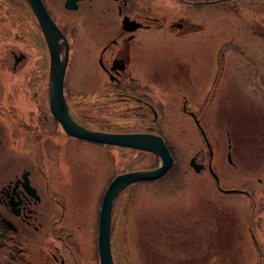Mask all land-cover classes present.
<instances>
[{
  "label": "flooded vegetation",
  "instance_id": "flooded-vegetation-1",
  "mask_svg": "<svg viewBox=\"0 0 264 264\" xmlns=\"http://www.w3.org/2000/svg\"><path fill=\"white\" fill-rule=\"evenodd\" d=\"M63 1L42 0L67 43L61 85L63 99L73 118L83 126L104 132H161L158 117L165 114L162 112L167 106L165 100L160 101L153 95V87L156 88L152 80L156 77L152 71L154 63L144 59L141 41L138 40L140 33L148 34L151 30H158L170 39L161 50L166 58L170 53L177 63L181 53L186 52L187 60L196 65L203 62L202 55L204 60L209 55V61L215 65L208 80L210 87L200 96L201 102L192 106L186 94L180 92L177 107L170 109L172 113L181 112L189 118V123L195 125L189 114L192 112L204 130L209 121L207 112H203L219 103L225 93L219 89L220 66L230 62L233 70L231 90L244 98V102L264 109V74L258 72L254 63L256 59L264 60V0H73L75 6L70 9L63 7ZM211 31H225V38L210 47L207 43L212 38ZM20 33H28L33 45H29L30 49L39 60L35 61L28 74L25 92L19 95L18 105L14 106L13 97L8 96L10 104L7 108L0 107V160L6 163L0 167V172H4L0 179V221L10 232L12 246L18 248L22 257L32 264H91L93 260H88L79 242L80 223H71L68 219L65 190V167L71 163L74 173L77 171L73 167V146L88 140L64 133L49 112L47 49L39 22L27 1L0 0V66L5 68L12 63L11 70L16 69L18 61L25 57L21 46H18L20 52L15 53L14 46L12 49L11 44L8 46L3 41L7 36L15 41L19 36L23 37ZM201 33L204 34L195 41L194 47L179 45L187 37ZM199 43H204V46H197ZM59 44L62 50L63 44ZM152 44L148 45L151 50ZM159 47L160 43L156 49ZM207 48L209 53H206ZM19 53L23 57L14 63ZM141 60L146 63L151 87H148L147 79L138 74ZM205 62L208 64L207 60ZM217 67L219 71L215 72ZM180 68L177 81L184 78ZM65 78L66 82L69 80L68 84ZM75 93H82V96ZM112 115L120 118H109ZM121 119L124 121L115 122ZM225 138L228 145L231 137L227 131ZM92 143L112 146L113 151L117 149L120 155L126 153L122 160L142 157L137 153L141 150L135 148ZM226 149L225 154L228 152L230 156L229 145ZM194 159L202 163L198 172L206 169L202 158L195 154ZM209 161L211 169L213 167L216 172L214 162L211 158ZM115 173L107 175L106 179ZM216 174L219 179V174ZM244 178H240L241 184ZM244 184L236 187L240 190L237 193L248 197L237 234L234 232V239L238 238L237 245L215 249L213 244L219 232L211 231L210 237L205 238L208 240L206 248L193 252L185 250L181 264H264V196H255L258 190L264 192V188L260 191L261 188L248 187V182ZM120 193L114 197L109 215V228L112 224L115 234L124 216L121 209L126 205L112 215L113 204ZM97 214L98 211L95 219ZM212 214L214 217L199 221V224L205 223L209 228L217 226V212ZM111 216L114 219L111 220ZM91 219L93 221V217ZM186 237L188 235H185V240ZM93 243L95 245V239ZM118 252L119 247H115L114 255ZM166 264L169 263L166 261Z\"/></svg>",
  "mask_w": 264,
  "mask_h": 264
},
{
  "label": "rangeland",
  "instance_id": "rangeland-1",
  "mask_svg": "<svg viewBox=\"0 0 264 264\" xmlns=\"http://www.w3.org/2000/svg\"><path fill=\"white\" fill-rule=\"evenodd\" d=\"M160 34L158 30H151L148 34L140 33L138 40L141 41L140 50L143 52L144 59L154 63L152 71L158 80L156 77L152 78L156 84V88L153 87V95L160 101L165 100L167 106L162 112L165 114L160 113L159 115L162 114V116L158 117V127L161 131L158 134L162 136L165 145L172 151L174 158L172 162L176 170L174 169L168 173V176L155 182L128 186L116 198L112 207V215L125 203L126 205L121 209L124 216L118 233H113L112 224L108 230L113 264H118V262H122L121 264H149V262L166 264V261L169 264H181L180 262L184 260L181 257H185V250L193 252L205 249L208 242L205 238L210 237L211 231L215 230L219 233L213 244L214 248L222 250L226 249V246L233 248L237 245L236 239L238 238L236 236L234 239V237L237 234L238 224L239 226L241 224L245 202L248 199L237 192L217 191L206 169L198 173L186 166L188 171L181 170L179 163H186L189 155L197 154L206 162L208 151L204 144H201L203 140L199 138L198 128L192 122H188L189 118L179 111L175 115L170 109L177 107L180 92L186 94L190 105H198L202 100L200 96H203L210 87L208 80L211 79L215 65L209 61V55L206 56L208 64L202 55L203 62H198L196 65H192L187 60L186 52L181 53L177 63L170 53L169 58H166L161 50L166 47L170 39ZM203 34L187 37L179 45L194 47L195 41L200 40ZM210 34L212 38L207 43L210 47L218 40L225 38V31H211ZM24 36H19L15 41L11 36L3 40L6 45L11 44L12 49L14 46L15 53L19 51L18 46H21V52L25 57L15 65L17 70H11L12 63L5 68L0 66V107L7 108L10 104L7 101L8 96L13 97L14 106L18 105L19 95L25 92L28 74L35 61L39 60L30 49L29 45L33 47L32 39L27 34ZM159 43L160 47L156 49ZM151 44L153 50L148 48ZM199 45L203 47L204 43H199L197 46ZM208 50L209 48L206 49V53H209ZM185 60L188 62L182 66ZM11 61L13 62V59ZM254 63L258 72L264 74V60L256 59ZM145 65L144 60H141L138 74L146 78L148 87H151V79ZM179 68L184 72L183 81L176 79ZM220 68L222 74L219 89L225 93L219 103L211 105L207 111L203 112V114L207 112L209 121L204 128V133L212 150L211 161L214 162V169L219 174L217 183L221 186L236 188L248 182V187L252 185L256 190L261 188L260 191H262L264 188L262 187L264 185V112L261 110L264 109L244 102V98L231 90L233 87L232 78H230L233 71L231 62L224 63ZM246 68L251 71L249 67L246 66ZM216 70L219 71V68L217 67L215 72ZM65 83H69V80L66 82V78ZM75 94L82 96V93ZM69 95L71 96V93ZM109 118L117 120L120 117L112 115ZM123 121L121 119L115 122ZM225 131L231 137L228 144L230 156L227 152L230 162L225 154L227 151ZM72 154L75 160L73 167L75 166L77 171L74 173L71 163L68 168L65 167L68 219L71 223L75 221L80 223L77 234L81 248L86 252L85 256L88 260H93L91 264H96L98 256H96L93 241L96 235L95 216L100 202L99 198L107 182L106 176L120 170V162L125 160L121 157L127 154L120 155L117 149L113 151L112 146L105 147L88 141L77 142L73 146ZM5 164L0 160V167ZM234 164H236L235 167ZM69 173L73 174L69 175ZM243 176H245L244 183L241 184L239 180L241 181L240 178ZM1 177H4V172H0V179ZM176 180L179 182L177 183ZM172 181H176L179 186L168 185ZM249 182L252 184L249 185ZM170 186L172 188H169ZM257 193L255 196H264V192L260 193L258 190ZM215 211L217 212L215 217L218 218L217 226L209 228L205 223L199 224V221H208L209 217H214L212 213ZM112 219L114 216H111ZM185 235H188L186 240ZM115 247H119L118 255L113 253Z\"/></svg>",
  "mask_w": 264,
  "mask_h": 264
},
{
  "label": "water",
  "instance_id": "water-1",
  "mask_svg": "<svg viewBox=\"0 0 264 264\" xmlns=\"http://www.w3.org/2000/svg\"><path fill=\"white\" fill-rule=\"evenodd\" d=\"M34 16L39 22L40 31L42 33L44 44H46L48 55V74H47V100L48 109L51 112L52 117L59 122L62 131L70 136L80 138L82 140H88L96 143L113 144L116 146H125L131 149L135 148L142 151L151 152L157 159L156 166L150 168L134 169L122 171L114 174L108 181L101 194V201L98 208L97 227H96V255L98 256V264H113L110 255L109 244V215L110 207L113 202L114 196L124 188V186L134 183L135 181L154 180L161 176L167 168L172 164L171 155L165 146L164 141L157 133L150 132H104L100 130H94L89 127L83 126L73 118L71 112L68 110L65 100L62 95V75L64 71V65L66 61L67 43L62 34L59 32L56 24L52 21L49 13L45 9L42 0H26ZM73 0H64L63 7L70 9L75 6ZM63 44L62 50H60V44ZM23 57L22 53H19L14 59V63L18 59ZM191 117H193L196 128L201 134L204 141L206 150H208L207 169L210 172L217 187L223 192L236 191L235 189L224 188L221 189L217 183V177L215 172L210 167L211 150L209 142L205 136L202 128L198 125V122L192 112L189 111ZM228 159V154L226 155ZM189 167L197 172L201 169L202 163H198L194 160V156H190L187 160ZM10 203V202H9ZM6 225L9 224L6 222Z\"/></svg>",
  "mask_w": 264,
  "mask_h": 264
},
{
  "label": "trees",
  "instance_id": "trees-1",
  "mask_svg": "<svg viewBox=\"0 0 264 264\" xmlns=\"http://www.w3.org/2000/svg\"><path fill=\"white\" fill-rule=\"evenodd\" d=\"M26 34H28V33H26ZM20 35L24 36V33H20ZM24 37H26V36H24ZM201 144H203V143H201ZM168 151H170L169 147H168ZM137 153L138 154L140 153V155L142 157L133 158V159H129V160H127V159L123 160L122 163L120 164L121 165L120 170H122V167H123V170H126V169L134 170L137 168H140V169L144 168L145 169V168H150V167L156 166V158L154 155H152L149 152H145V151L144 152L140 151ZM170 153L172 156L173 155L172 151H170ZM172 159L174 160L173 156H172ZM179 165L182 168L181 169L182 171L183 170L188 171L187 170L188 167L186 168L187 162L186 163L183 162V164L179 163ZM174 169H175V165L173 162L171 164V166L168 167L167 170L163 173L162 176L156 178V180H151L149 182H155L161 178H165L166 176H168V173H170L171 171H174ZM176 181H177V183L179 182L178 180H176ZM176 181L175 182L172 181V183L168 184V185L173 186V184H174L176 186H179L176 184ZM145 182L139 181V182H134V184L145 183ZM134 184H133V186H134ZM172 186H170L169 188H172ZM9 234H10V232L8 231L7 226H4L3 223L0 221V264H31L30 262H28L27 259H24L22 257L23 255L19 252L18 248H15L12 246L11 242L9 241L10 240Z\"/></svg>",
  "mask_w": 264,
  "mask_h": 264
}]
</instances>
